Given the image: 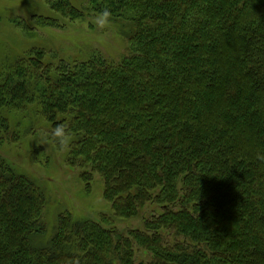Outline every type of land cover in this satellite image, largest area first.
Masks as SVG:
<instances>
[{
  "label": "trees",
  "instance_id": "16d2710c",
  "mask_svg": "<svg viewBox=\"0 0 264 264\" xmlns=\"http://www.w3.org/2000/svg\"><path fill=\"white\" fill-rule=\"evenodd\" d=\"M49 3L71 18L80 11L69 0ZM90 5L125 25L128 56L55 71L38 56L8 64L0 143L18 137L8 115L35 103L70 131L68 163L80 158V168L102 174L123 215L159 207L146 225L151 235L132 233L148 264H264V0ZM43 198L0 160V264H135L136 242L118 246L109 237L118 232L96 223L65 217L41 240Z\"/></svg>",
  "mask_w": 264,
  "mask_h": 264
},
{
  "label": "rangeland",
  "instance_id": "374dc122",
  "mask_svg": "<svg viewBox=\"0 0 264 264\" xmlns=\"http://www.w3.org/2000/svg\"><path fill=\"white\" fill-rule=\"evenodd\" d=\"M49 1L0 0V74L10 63L32 57L37 59V56L53 71L62 64L76 66L89 63L97 55L114 63L128 56L131 46L125 25L111 20L107 28L98 30L91 23L95 14L90 0L89 4L88 0H69L80 10L74 18L53 10ZM39 16L56 18L59 22L42 27L34 19ZM39 109L42 107L34 103L25 110L12 111L8 115L11 136L18 137L13 142L0 143V160L5 159L12 164L18 173L35 181L44 192L46 199L43 200L46 201L42 223L46 232L41 240L46 242L48 237L50 239L65 217L92 222L105 232L106 229L117 231L118 235L108 236L118 246H123L125 239L136 242L133 248L136 250L135 264L142 263L141 258L148 264L150 261L145 252L148 250L137 247V237L132 233H145L146 225L150 224L159 207L138 205L128 216L123 215L127 209L114 207L122 203L120 199L107 198V183L103 175L90 167L87 170L80 168V158L76 164H69L67 159L73 148L61 150L50 136L45 135L54 125L39 114ZM179 238L171 235L168 240L173 242Z\"/></svg>",
  "mask_w": 264,
  "mask_h": 264
},
{
  "label": "clouds",
  "instance_id": "9594fccd",
  "mask_svg": "<svg viewBox=\"0 0 264 264\" xmlns=\"http://www.w3.org/2000/svg\"><path fill=\"white\" fill-rule=\"evenodd\" d=\"M111 15V11L108 8H104L91 18V23L98 30H104L110 25ZM45 135L50 136L61 150H66L70 146L71 133L64 124H57L50 133ZM260 159L264 160V156H261Z\"/></svg>",
  "mask_w": 264,
  "mask_h": 264
}]
</instances>
